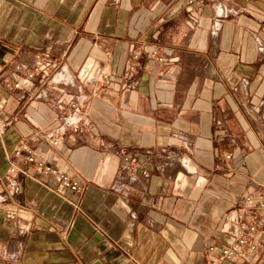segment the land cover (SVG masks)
<instances>
[{"label":"crops","instance_id":"crops-1","mask_svg":"<svg viewBox=\"0 0 264 264\" xmlns=\"http://www.w3.org/2000/svg\"><path fill=\"white\" fill-rule=\"evenodd\" d=\"M0 111V264H264V0H0Z\"/></svg>","mask_w":264,"mask_h":264},{"label":"built area","instance_id":"built-area-1","mask_svg":"<svg viewBox=\"0 0 264 264\" xmlns=\"http://www.w3.org/2000/svg\"><path fill=\"white\" fill-rule=\"evenodd\" d=\"M152 56L156 57L158 62H162V59L157 57V52L153 51ZM15 88H19L20 84L17 83L14 86ZM4 118L0 111V129L4 128ZM75 130V128H74ZM58 142L54 141L53 145H57ZM229 158V156H227ZM28 163H31L35 166L38 172H42L46 175H50L54 178L55 182L65 187L68 191L79 194L81 192L80 186L76 180L67 176L64 173H60L54 167L44 164L42 162L35 161L32 155L27 158ZM243 203L250 207L264 209V202H254V199L251 196H248L242 200ZM258 230L256 226L249 224H242L239 227V234L235 241L227 246L220 248L218 252V259L222 262L231 261L242 254H247L249 256H253L258 247Z\"/></svg>","mask_w":264,"mask_h":264}]
</instances>
